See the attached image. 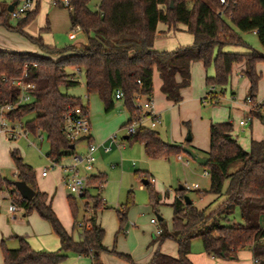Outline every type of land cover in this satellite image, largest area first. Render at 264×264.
I'll return each instance as SVG.
<instances>
[{
  "label": "trees",
  "instance_id": "1",
  "mask_svg": "<svg viewBox=\"0 0 264 264\" xmlns=\"http://www.w3.org/2000/svg\"><path fill=\"white\" fill-rule=\"evenodd\" d=\"M89 4L90 0H71L70 6H67L72 27H79L87 34L85 46L50 47L41 38H33L46 50V56L0 49V105L18 101L20 88L14 84V80L23 77L28 65L24 79L35 84L33 100L19 104L8 111L6 117L11 121H21L33 114L23 127L34 134L40 131L46 135L50 142L47 156L51 160L60 162L65 155L73 153L72 145L75 148L79 141L88 139L70 141L62 132L64 114L70 108L82 105L88 111L81 97L62 91V87L80 84L79 79L67 71L71 66L84 70L88 95L97 94L106 112L112 111L116 100H119L116 98L117 90L123 91L121 100L129 114L124 126L143 113L136 104V95H153L155 68L162 79L163 93L178 104L183 99L182 89L191 84L193 61L200 60L205 67L214 63L215 75L206 77V83L211 87L225 86L234 64L244 63L241 71L249 79V93L255 99L261 78L257 63L264 61V0H237L235 5H223L219 0H100L96 10ZM8 6L0 4V25L24 33L27 24L37 14L39 5L19 18L16 25L10 22ZM229 15L232 17L229 18ZM160 22L169 28H176L179 23L185 24L194 37L193 44L175 51L156 50L154 43ZM235 28L244 32L257 30L263 51L253 48L244 53L225 51L227 45H246ZM66 51L71 53L61 55ZM55 54L59 57H52ZM208 99L214 103L220 102L214 89H210L203 100L206 102ZM261 108L251 109V115L262 117ZM233 131L231 121L210 125V149L205 165L210 188L204 193L217 197L226 195L217 213L207 212L194 202L188 204L185 200L186 188H178L172 203L173 228L169 230L163 227L156 238L161 241L174 239L178 243V256L157 251L146 264H194L190 253L196 237L202 240L206 253L213 257L234 260L238 258L240 250L249 248L257 259L256 264H264V139H252L250 148L246 150ZM126 136L125 139L132 143H142L150 158H169L185 153L182 144L165 141L160 132L150 126H139L134 133ZM12 158L16 180L26 181L36 193L31 199L24 198L15 188L14 180L1 173L0 192L9 189L12 199L26 214L36 210L47 220L60 239V248L54 251L36 250L24 236H17V248L3 246L4 264H60L70 252L91 256L93 264H101L100 254L107 250L104 245L105 229L97 223L95 214L109 206L103 203L102 196L96 190L103 189L107 175L100 173L89 176L88 187L82 195L87 199L82 218L85 223L80 226V239L75 240L54 211L48 194L39 189L33 166L24 160L17 149L12 151ZM239 160L242 165L231 171L232 165ZM150 185L148 180L146 186ZM91 189H94V194L90 193ZM151 201L156 207L158 201L153 190ZM69 205L75 226L79 222L75 198L69 197ZM127 209L126 205L123 211L118 210L122 222ZM237 211L243 222H236L231 217ZM119 255L138 264L129 254Z\"/></svg>",
  "mask_w": 264,
  "mask_h": 264
},
{
  "label": "rangeland",
  "instance_id": "2",
  "mask_svg": "<svg viewBox=\"0 0 264 264\" xmlns=\"http://www.w3.org/2000/svg\"><path fill=\"white\" fill-rule=\"evenodd\" d=\"M12 2L13 0H0L1 5H7ZM99 2L100 0H90L89 5L92 9L96 10ZM38 5L37 14L27 24L24 33L13 31L4 25H0V49L17 52L25 51L46 56L48 54L46 50L41 48L33 38H41L45 45L57 48L74 45L78 41H87V34L80 28H72L69 8L64 5L62 0H37L35 7ZM18 21L19 18L11 16V24L16 25ZM235 29L244 39L246 45H227L224 47L225 51L244 53L249 51L250 48L263 51L257 34L253 31L244 32L237 28ZM185 32L188 31L186 30ZM185 34L189 35V33ZM169 37L170 42L174 43L169 51H175L179 47L192 45V43L184 44L180 40L179 33H172ZM70 53L71 51H66L61 53V55H68ZM242 66H245L244 63H235L228 83L225 86H215L214 92H217L220 97L219 103H214L210 99L206 103H201L200 99L190 100L186 98L189 97V92H194L195 98L198 95H200V98L208 95L212 85L206 83V77L215 75V65L212 62L208 67H205L202 61H194L192 63L191 85L185 87L183 90V101L186 100L183 103L184 105L175 111L170 109L165 110L163 113V124L155 127L160 132L161 137L167 142L179 143L184 147L192 148L189 146L190 142H186L189 135L192 137L195 135V139L201 138L204 143V137L209 138L211 123L231 121L237 127L239 121L247 115L248 105L246 99L250 96V82L245 75H242ZM74 68L76 67H68L67 71L74 73ZM154 71L156 75L157 68ZM257 71L261 74V78L255 100L261 101L264 100V61L257 63ZM75 73L80 84L69 88L62 87V91L81 97L83 103L89 105L90 119L94 126V144L97 147L94 153L96 171H104L108 176V181L102 191L101 198L103 203L107 202L109 207L103 209L102 212L100 210V221L105 228L104 243L108 248L106 251L101 252L100 263L133 264L121 257L119 253H130L135 263H149L153 248L150 247L148 249V244L152 241V236L157 235V225L151 223V219L155 218L160 225L161 221L158 215H161L163 223L166 224L167 228L170 230L173 228L172 203L177 196V189L180 186L187 188L188 186L197 184V188H193L192 190L186 189L185 195H188L197 207L205 208L207 212L212 211L217 213L220 207L219 204L226 198V195L217 197L212 193H204L210 188V177L205 174L207 168L196 162L189 154L182 153L184 157L183 161L179 160L176 157L177 155L170 156L169 158H150L146 155L142 143H132L124 139V136L127 135V130L122 124L129 117L124 101L121 99L116 100L114 109L106 112L104 104L98 96H91L88 100L84 70L82 69V72H78L76 69ZM157 76L154 78L153 93H155V87H157ZM159 90L163 93L162 84H160ZM165 98L174 103L166 96ZM254 109H258V107ZM31 117H33V114H29L21 121H11L6 117L3 120V117L0 115V173L9 179L16 180V167L12 158V151L17 149L24 160L35 169L40 189L49 193L50 196H54L53 209L64 226L66 227L67 223L68 229L73 233L74 239L79 240L81 235L79 223L84 222L82 218L85 214L84 205L87 199L79 194H71L65 182L58 178V176L60 177V173L62 175V166L73 162L75 154L84 155L87 153L89 144L85 139L79 141L76 144L74 155H65L60 162L52 167V161L47 157L50 142L44 133L37 131L34 134L27 131V135L21 134L11 138L9 133L1 131L4 121L10 127L15 126L18 132H20V123L22 122L25 125L26 120ZM147 123L149 124L150 121H147ZM261 123L260 131L264 133V121ZM38 134H41L43 138H40ZM114 134L117 135V141L113 142L112 145L111 138ZM180 137L183 138L181 139ZM110 145L111 150L109 153H106L105 148ZM197 152L200 155L204 154L203 151L200 152L198 150ZM241 165L242 161H236L230 170L234 171ZM46 167L50 168L47 174L44 173ZM81 169L84 168L81 166ZM152 177L155 179L154 183L150 186L143 184L144 179L151 180ZM96 185L100 186L101 183H97ZM152 190L158 201L156 207L153 206L151 201ZM94 192V189H91L90 193L94 194ZM69 197L75 198L78 204L79 222L75 226L69 205ZM9 205L10 200L0 194V212L2 213V215L0 214V264H4V245L8 248H17L19 246L17 235L27 238L31 246V239L34 240V243H36L37 238L41 241L48 239V237H40L43 229L40 228L39 223H36L35 217L39 218L38 220L41 224L46 227L48 226L52 230L50 223L42 218L36 210H32L26 217L23 216V210H19L14 213L17 216V219H14L13 214L10 213ZM126 205L128 206L126 218L122 222L118 210L123 211V207ZM231 217L236 222H243L238 211ZM51 235L55 236L53 231ZM30 236L37 238L30 239ZM59 248L60 245L50 251L58 250ZM160 251L175 257L178 256L176 241L168 238L161 245ZM171 251H174L175 254L171 253ZM241 251H248V249L245 248ZM192 253L198 255L202 253L203 255L199 257V260H204L207 257V253L203 250L202 240L198 237L192 241ZM78 256H82L81 261L77 260ZM240 259L241 257L238 256L237 259L232 261L240 262ZM250 261L251 264H255L252 257ZM60 264H93V260L91 256L70 252L68 258Z\"/></svg>",
  "mask_w": 264,
  "mask_h": 264
},
{
  "label": "crops",
  "instance_id": "3",
  "mask_svg": "<svg viewBox=\"0 0 264 264\" xmlns=\"http://www.w3.org/2000/svg\"><path fill=\"white\" fill-rule=\"evenodd\" d=\"M69 17H70V14H69ZM71 22V21H70ZM73 28V27H72ZM75 28H78L79 29V27H75ZM187 30V26L185 25V24H182V23H179L178 25H177V27L176 28H169L168 27V25L167 24H165V23H163V22H160V23H158V26H157V34H156V38H155V43H154V48L156 49V50H159V51H169V50H171V48H172V46H173V44L170 42V34H172V33H174V34H176V33H179V36L181 37L180 38V40H182V42H184V44H193V42H194V37H193V35L190 33V32H185ZM189 33V35L188 34H185V33ZM255 34H257V32H255V31H253ZM87 44V41L86 42H84V41H78L76 44H74L75 46H77V47H82V46H85ZM179 44H181V43H179ZM180 48V47H179ZM23 52H25V51H23ZM52 57H54V55H52ZM57 57H59V55H56V57L55 58H57ZM194 62V61H193ZM192 62V63H193ZM192 63H191V72H192ZM238 64H240V63H238ZM244 67L242 66V69H243ZM241 69V70H242ZM74 71L76 72V68H74ZM72 73L73 74V77L74 78H77L76 76H77V74L76 73ZM79 72H82V69H80V71ZM242 72V71H241ZM158 73V74H157ZM157 73H156V75H158L157 77H158V80H157V87H155V93H153V95L151 96L153 99H154V108H155V111L156 112H158V114L160 115V122L156 125V126H158L159 124L160 125H162L163 124V113H164V111L165 110H172V111H175L176 109H180L184 104V101H186V100H184L183 101V99H182V101L180 102V103H178V104H176V103H171L170 101H168V100H166V98H165V94L164 93H162L159 89H160V84H162V79H161V77H160V73H159V71H158V69H157ZM156 75H155V71H154V75H153V82H154V78L156 77ZM243 75V74H242ZM191 81H192V79H191ZM191 85V84H190ZM189 85V86H190ZM188 86V87H189ZM185 88H183L182 89V95H183V90H184ZM214 89H215V87H214ZM98 96L97 94H90V95H88L87 94V98H88V100L90 99V97L91 96ZM188 95H189V97L188 98H186V99H190V100H194V99H200V102L201 103H206L203 99L206 97H201L200 98V95H198L196 98H195V94H194V92H192V93H188ZM86 105V104H85ZM87 106V108H88V114H89V117H90V108H89V105L87 104L86 105ZM250 107H248L247 106V115H245L243 118H245L246 116H248V115H251V113H250ZM260 111H261V113H262V117H258V116H253L252 115V117H251V120H250V124L249 125H247V126H241L240 125V121H239V124H238V126L237 127H235L234 126V131H233V133H234V135H235V137L237 138V140L239 141V143L243 146V148L244 149H246V150H248L249 148H250V144H251V140L252 139H264V133H262L261 131H260V126L262 125V121H264V106L260 109ZM242 118V119H243ZM91 120V119H90ZM128 120H129V117H128V119H127V121L126 122H124L123 124H122V126H124L127 122H128ZM146 124L147 125H149L147 122H146ZM91 125H92V128H91V133H90V135L88 136V139H85V140H87V142H88V147L90 146V144H94V140H95V137H94V126H93V124H92V122H91ZM155 126V127H156ZM125 127V126H124ZM154 127V128H155ZM96 131H97V129H96ZM183 134V133H182ZM181 134V136H183ZM243 135H244V137H243ZM126 136V135H125ZM125 136H124V139H125ZM181 139L183 138V137H180ZM196 138V136L194 135V137H192L191 136V140L190 141H188V140H186V142H190L189 143V146H191L192 148H193V150L196 152V153H198L197 151L199 150L200 152L201 151H203L204 152V154H201V156H203V157H207V153H208V151H209V149H210V135H209V138L208 137H204V143L202 142V139L201 138H197V139H195ZM89 139H91V142L89 141ZM206 140H208V141H206ZM205 141H206V144H205ZM192 142V143H191ZM194 142V143H193ZM208 142H209V145H208ZM32 143H34V142H32ZM193 145V146H192ZM76 147V146H75ZM87 147V151H88V148ZM202 148V149H201ZM204 148V149H203ZM73 150V153L72 154H70V155H74L75 154V148L74 149H72ZM95 152H96V150H95ZM94 152V153H95ZM106 153H109V151L108 152H106ZM199 154V153H198ZM200 155V154H199ZM48 157V156H47ZM179 160H184V157H183V155L182 154H178L177 156H176ZM49 158V157H48ZM166 158V157H165ZM31 165V164H30ZM49 167H46L45 169H44V173H48L49 172ZM16 172V171H15ZM81 172L83 173V174H87V175H92V174H100V173H105L104 171H96V167H95V162H94V167H93V170L91 171V172H88V171H86L85 169H81ZM106 174V173H105ZM15 175H16V173H15ZM37 175V174H36ZM107 175V174H106ZM58 178H60V179H62L63 180V178H64V175H63V172H62V175H61V173H60V177L58 176ZM153 178V177H152ZM107 181H108V176H107ZM107 181H106V183H107ZM38 182V181H37ZM147 182H148V180L147 179H144L143 180V184L144 185H146L147 184ZM150 182H151V180H150ZM105 183V184H106ZM105 184H104V187H105ZM151 184H152V182H151ZM39 186V185H38ZM143 186V185H142ZM104 187H103V189H104ZM39 189H40V187H39ZM103 189H101V190H96V192L97 193H99L101 196H102V191H103ZM41 190V189H40ZM10 190L9 189H6V190H4V191H1L0 192V194H2V195H4L5 196V198L6 199H9L8 198V194L10 193L9 192ZM41 191H43V190H41ZM43 192H46V191H43ZM47 193V192H46ZM48 194V197H49V199H50V201H51V204H52V207H53V200H54V196L52 197V196H50L49 195V193H47ZM193 201V200H192ZM106 202V201H105ZM194 202V201H193ZM106 204H107V202H106ZM108 205V204H107ZM19 210H23V216L24 217H26L27 216V214L25 213V211H24V209L20 206V209ZM19 210H17V211H19ZM16 211V212H17ZM103 210H101V212H102ZM16 212H14V213H16ZM11 213V212H10ZM14 213H12L13 214V217H14V219H17V216L14 214ZM0 214L2 215V213L0 212ZM95 217H96V221H97V223L99 224V225H101L102 227H103V225H102V223H101V221H100V210L99 211H97L96 212V214H95ZM158 218H159V220L161 221V224L159 225L158 224V222L157 223H153L152 222V219H151V223H153V224H156L157 225V229L158 228H163V227H167L166 226V224L165 223H163V218H162V216L161 215H158ZM35 220H36V223H39L38 225L40 226V228L41 229H43L42 230V233H40V237H48V239H44V240H40V239H38L37 237H32V236H30V239L31 238H37L36 239V243H34V240H30L31 241V244H32V246L34 247V248H36L37 250H51V249H56L57 248V246L58 245H60V239H59V237L57 236V234L53 231V229H52V226H51V229L52 230H50V228H48V226L46 227V226H44L43 224H41V222L38 220L39 218H34ZM62 222V221H61ZM64 225V224H63ZM65 227V226H64ZM67 230H68V232H70L69 231V226L67 225V223H66V227H65ZM104 228V227H103ZM105 229V228H104ZM169 229V228H168ZM170 230V229H169ZM172 230V229H171ZM53 231V233L55 234V236H53V235H51V232ZM49 232V233H48ZM72 235H73V233L72 232H70ZM34 234H35V232H34ZM18 236V235H17ZM16 236V237H17ZM34 236V235H33ZM159 235H153L152 236V241L148 244V249L151 247V248H153V250H152V252H151V257H150V259L149 260H152V258H153V256H154V254L157 252V251H160V248H161V245L163 244V242L165 241V240H167V239H165V240H163V241H161V240H156V238L158 237ZM74 237V236H73ZM105 238V237H104ZM27 239V238H26ZM56 239H58V240H56ZM58 241H59V243H58ZM177 243V242H176ZM104 245H105V243H104ZM13 247H14V245H12ZM106 246V245H105ZM156 246H157V249H156ZM107 248H108V246H106ZM177 248H178V243H177ZM110 249V248H109ZM248 249V251H239L238 252V256H240L241 257V259H240V262L239 261H232V260H230V259H224V258H216V257H213V256H211V255H209L208 253H207V257H205V259L204 260H199V257H201V255H203L202 253L200 254V255H198V254H196V253H190V258H191V260L194 262V264H251V261H250V258L252 257L253 259H254V261H255V258H254V256H253V252H252V250L251 249H249V248H247ZM203 250H204V247H203ZM205 251V250H204ZM123 252V251H122ZM127 253V252H126ZM171 253H173V254H175L174 253V251H171ZM205 253H206V251H205ZM127 254H129V255H131L130 253H127ZM206 255V254H205ZM132 256V255H131ZM92 259V258H91ZM242 259H244V260H242ZM77 260H79V261H81L82 260V256H78L77 257ZM136 263H138V264H146V262L145 263H143V262H136ZM148 263V262H147ZM255 264H256V261H255Z\"/></svg>",
  "mask_w": 264,
  "mask_h": 264
},
{
  "label": "built area",
  "instance_id": "4",
  "mask_svg": "<svg viewBox=\"0 0 264 264\" xmlns=\"http://www.w3.org/2000/svg\"><path fill=\"white\" fill-rule=\"evenodd\" d=\"M221 4L223 5H235L237 0H219ZM64 5L70 6L71 0H62ZM37 3V0H21L18 2L14 9L10 12L11 16L14 18H20L23 15H26V13L30 10H32L35 7V4ZM220 14L223 13L220 11ZM232 15H229V18H231ZM257 32V30H254ZM34 65H37L34 63ZM27 69L28 65L25 66L23 77L17 78L14 80V84L20 88V95L19 99L14 104H3L0 105V115L4 118L6 117V113L12 109H14L16 106L22 103L31 102L33 100V89L35 88V84L32 82L25 81L24 77L27 76ZM77 71H80L79 67H76ZM211 89H214V87H211ZM124 96V93L122 90H117L116 92V98L122 99ZM246 103L250 109L260 107L264 105V100L256 101L251 96H248L246 99ZM136 104L141 107L143 113L140 117H137L132 122L128 123L125 126V129L127 130V135L132 134L135 132V130L139 126H150L154 128L159 122H160V115L158 112L155 111L154 108V102L152 97H148L146 95L138 94L135 97ZM252 115H248L245 118L240 120L241 126H247L250 124ZM7 118V117H6ZM147 121H150L149 125L146 124ZM21 125V131L18 132L15 126L10 127L8 124H6L4 121L2 123L1 131L9 133L11 138H14L16 136H19L21 134L27 135V131L23 127V123H20ZM91 120L88 114V111L84 109L82 105H77L75 107L70 108L65 114H64V122L62 126V132L66 136L67 139L70 141L79 140L82 138H87L91 133ZM39 132V131H38ZM40 138H43L41 134H38ZM112 145L113 142L117 141V135L114 134L111 138ZM97 149L95 144H90L89 149L86 154L79 155L75 154L73 158V162L69 165H64L61 167L64 178L63 181L65 182V185L69 189V192L79 194L82 196L88 187V179L90 175L83 174L81 172V166L86 171H92L94 167L95 157L94 152ZM105 150L108 152L111 150V145L107 146ZM52 161V167L57 164V162ZM205 174L208 175V171H205ZM151 182L154 183L155 179L151 178ZM198 185L188 186L187 190H192L193 188H197ZM19 193V192H18ZM8 198L10 200L9 210L11 213L16 212L20 209V205L17 204L11 197L10 193L8 194ZM105 200V199H104ZM153 223H157V220L155 218L152 219ZM88 226L89 224L86 223ZM80 226H83L82 223H79ZM162 232L161 228H158L156 231L157 235H160ZM257 262V259H255Z\"/></svg>",
  "mask_w": 264,
  "mask_h": 264
},
{
  "label": "water",
  "instance_id": "5",
  "mask_svg": "<svg viewBox=\"0 0 264 264\" xmlns=\"http://www.w3.org/2000/svg\"><path fill=\"white\" fill-rule=\"evenodd\" d=\"M17 3H18L17 0H14L12 3H10L8 6V11L11 12ZM172 4H173V1H172ZM127 137L128 136H125V138ZM187 140L188 141L191 140V135H189ZM73 148H74V145L71 146V149ZM184 152L189 154L199 164L203 166L207 165L208 158L199 155L192 148L184 147ZM14 186L17 189V191L26 199L33 198L36 193V191L30 185H28L26 181H23V180H14ZM180 188L183 189V186H180ZM185 200L188 204L193 203L192 199L188 195H185Z\"/></svg>",
  "mask_w": 264,
  "mask_h": 264
}]
</instances>
